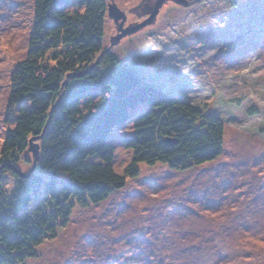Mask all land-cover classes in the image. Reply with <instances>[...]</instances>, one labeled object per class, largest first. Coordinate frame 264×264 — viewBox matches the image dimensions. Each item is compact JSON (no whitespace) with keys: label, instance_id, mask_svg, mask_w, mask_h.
<instances>
[{"label":"rangeland","instance_id":"rangeland-1","mask_svg":"<svg viewBox=\"0 0 264 264\" xmlns=\"http://www.w3.org/2000/svg\"><path fill=\"white\" fill-rule=\"evenodd\" d=\"M105 1L103 49L219 118L222 151L185 170L139 163L125 186L76 206L16 264H264V0H163L152 22L125 34L159 0L143 9L144 0ZM109 4L123 17L109 16ZM34 8V0H0V148L14 125L9 79L26 56ZM130 126L112 135L120 175L131 161L122 143ZM33 164L14 169L29 173ZM14 184L6 174L7 190Z\"/></svg>","mask_w":264,"mask_h":264},{"label":"trees","instance_id":"trees-1","mask_svg":"<svg viewBox=\"0 0 264 264\" xmlns=\"http://www.w3.org/2000/svg\"><path fill=\"white\" fill-rule=\"evenodd\" d=\"M106 5L34 0L26 56L9 79L14 125L0 148V264L35 256V247L55 235L76 206L125 186V176L139 174V163L185 170L222 151L219 118L103 49ZM127 122L131 129L122 143L132 155L120 175L111 142ZM33 137H39L35 162L27 155ZM20 162L34 163L23 176L14 169ZM8 173L15 181L11 191L4 185Z\"/></svg>","mask_w":264,"mask_h":264},{"label":"water","instance_id":"water-1","mask_svg":"<svg viewBox=\"0 0 264 264\" xmlns=\"http://www.w3.org/2000/svg\"><path fill=\"white\" fill-rule=\"evenodd\" d=\"M150 0H144L142 5L140 6L139 5V8L143 9L147 3H150L149 2ZM161 1L163 2V0H159L158 2H152V7L150 8L149 12H147L150 16H149V19H146L144 20L143 22L141 23H138L136 25H132L130 29H126V30H123V33L122 34H125V32H131L139 27H142L143 25L147 24V23H150L152 22V20L155 19L156 17V14L158 13V10L161 6ZM175 2L179 3V4H182V5H187L189 4L190 2H187L186 0H174ZM138 9V6L137 8ZM108 14L109 16L113 17L114 19H117V18H120V17H123L122 14L120 13V11L118 10V7L114 4L108 6ZM119 35L115 38H118ZM115 43L114 40L111 41V45ZM68 76H71V75H68ZM40 137V136H39ZM39 137H33L31 139H29V148H28V151L29 152H32V155H33V161L35 162L37 160V156H38V150H39V146L38 144L36 143H32V141H34L35 139L39 138ZM19 173V172H18ZM19 175L23 176L22 173H19Z\"/></svg>","mask_w":264,"mask_h":264},{"label":"flooded vegetation","instance_id":"flooded-vegetation-1","mask_svg":"<svg viewBox=\"0 0 264 264\" xmlns=\"http://www.w3.org/2000/svg\"><path fill=\"white\" fill-rule=\"evenodd\" d=\"M136 12H138V11L136 10Z\"/></svg>","mask_w":264,"mask_h":264}]
</instances>
